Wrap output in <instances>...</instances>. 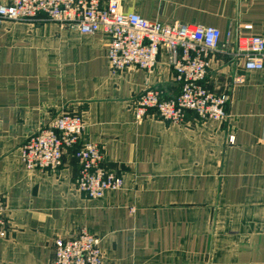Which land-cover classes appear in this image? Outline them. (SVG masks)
<instances>
[{"label": "crops", "instance_id": "0c3cea01", "mask_svg": "<svg viewBox=\"0 0 264 264\" xmlns=\"http://www.w3.org/2000/svg\"><path fill=\"white\" fill-rule=\"evenodd\" d=\"M121 11L218 29L204 85L227 96L228 118L136 120L144 89L165 99L180 92L166 52L149 76L112 73L102 33L80 35L43 16L4 22L0 264H55L54 241L82 229L100 240L103 264H264V70H245L233 39L248 34L244 25L264 38V0H121ZM62 113L82 118L81 144L101 147L106 168L123 177L120 190L88 199L75 188L71 152L56 172L21 165L20 147Z\"/></svg>", "mask_w": 264, "mask_h": 264}, {"label": "built area", "instance_id": "2783aa9c", "mask_svg": "<svg viewBox=\"0 0 264 264\" xmlns=\"http://www.w3.org/2000/svg\"><path fill=\"white\" fill-rule=\"evenodd\" d=\"M43 16L61 29L80 35L102 33L108 37L106 60L112 73L141 69L151 75L161 51L167 53L178 96L165 99L158 89H144L133 106L136 120L150 113L178 124L188 112L201 121L223 122L228 118V98L209 91L204 81L211 59L221 45V33L213 27L195 24H165L136 13H123L121 0H10L0 4V30L6 21H28ZM246 35L234 37L236 59L247 71L264 70V38L244 25ZM230 33L227 39H231ZM84 123L80 116L62 113L41 127L19 149L26 170L56 172L63 157L71 152L79 173L75 188L88 199L100 200L107 191H118L123 177L104 165L101 147L81 144ZM232 142V140H231ZM5 233L4 200L0 196V238ZM55 264H103L100 240L82 229L70 239L53 243Z\"/></svg>", "mask_w": 264, "mask_h": 264}]
</instances>
